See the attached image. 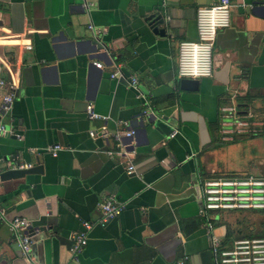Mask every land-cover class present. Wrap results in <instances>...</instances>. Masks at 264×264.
<instances>
[{
  "label": "crops",
  "instance_id": "crops-1",
  "mask_svg": "<svg viewBox=\"0 0 264 264\" xmlns=\"http://www.w3.org/2000/svg\"><path fill=\"white\" fill-rule=\"evenodd\" d=\"M215 2L0 0V32L9 36L0 54L15 79L2 120L22 135L0 138V171L13 160L34 168L1 181L0 204L7 219L33 222L37 264H213L211 238L231 246L264 235L259 210L199 214L203 178L264 175V0H231L211 76L195 90L180 87L178 46L197 39L196 10ZM94 37L104 46L90 51L85 41ZM26 39L30 50L18 45ZM116 71L124 78L112 77ZM128 75L137 76L135 87ZM7 90L0 87V99ZM88 103L106 118L89 119ZM129 129L146 138L123 156L133 174L108 154L114 135ZM54 145L56 154L46 151ZM108 196L123 210L96 224ZM84 220L94 225L74 259L72 235ZM0 264H27L1 222Z\"/></svg>",
  "mask_w": 264,
  "mask_h": 264
},
{
  "label": "built area",
  "instance_id": "built-area-1",
  "mask_svg": "<svg viewBox=\"0 0 264 264\" xmlns=\"http://www.w3.org/2000/svg\"><path fill=\"white\" fill-rule=\"evenodd\" d=\"M231 7V0H217L212 5L197 8L195 15L197 40L183 41L178 46L177 74L180 78L198 79L211 76L215 38L218 31L230 26ZM89 28L93 29V26L90 25ZM5 37L9 36L0 32V39ZM26 41L18 45H21L23 50H30V39H26ZM93 64L98 68H102V64L98 61H94ZM5 71L7 76L3 75ZM111 76L124 78V75L119 71L114 72ZM126 79L131 87H135L138 82L136 75H128ZM4 86H7L8 90L0 99V138L13 135L17 139H21L22 135L13 132L7 123L2 120L3 117L9 115L11 110L14 100L15 79L11 68L6 63V58L0 54V87ZM226 110L229 111L230 115L233 114L232 116L238 117L234 107L226 108ZM86 113L89 119L106 118L97 114L91 103L86 105ZM123 133L126 136H132L134 130L129 129ZM177 133L176 129H172L169 137H174ZM120 136L121 134L114 135V140H119ZM134 144V139L127 144L117 142L115 147L108 151L111 157L117 156L119 158V164L124 167L127 174H133L135 169L131 161L123 156L131 153L130 149L133 148ZM60 149V145H54L46 148V151L56 154ZM32 166V163L16 160H13L11 165L16 169H25ZM98 209L100 215L96 224L105 225L122 212L123 205L115 201L113 196H108L98 204ZM236 210L264 211V175H222L202 179L199 209V214L202 217L208 219L210 212ZM5 214V210L0 204V222L7 224L9 230L13 233L27 264H37L31 252L34 235L33 222L25 217L18 216L7 219ZM206 224L209 228L211 227L210 221H207ZM81 225V229L72 235L70 254L74 259L77 258L87 244L89 232L94 223L84 220ZM211 254L213 264H264V235L240 237L235 239L231 246H225L219 238L213 237L211 238Z\"/></svg>",
  "mask_w": 264,
  "mask_h": 264
},
{
  "label": "water",
  "instance_id": "water-1",
  "mask_svg": "<svg viewBox=\"0 0 264 264\" xmlns=\"http://www.w3.org/2000/svg\"><path fill=\"white\" fill-rule=\"evenodd\" d=\"M152 19H153V16L147 17V20L152 21ZM151 25H152V23H151ZM85 43L88 45H91L92 48H90V51H97L99 49H102L104 46V44H102V42L100 41V39L98 37L88 39L85 41ZM198 85H199L198 79L182 78L180 81V87H181V89H184V90H195L198 87ZM151 116L154 117V114L153 113L147 114L145 118L147 120H151ZM140 120H141L140 123L143 124V121H144L143 115L141 116ZM139 136L144 137V142L146 141L145 130L141 129V130H135V134L132 136H126V135L120 136L119 140H117L116 143L120 142L122 144H127ZM32 169H34L33 166L30 168H25V169H16V168L10 167V168L6 169L5 171L0 172V179H1V181H3L9 177L15 176L18 173L28 172V171H31Z\"/></svg>",
  "mask_w": 264,
  "mask_h": 264
},
{
  "label": "rangeland",
  "instance_id": "rangeland-1",
  "mask_svg": "<svg viewBox=\"0 0 264 264\" xmlns=\"http://www.w3.org/2000/svg\"><path fill=\"white\" fill-rule=\"evenodd\" d=\"M241 211H244V210H241ZM255 211H258V210H255ZM259 212H262V213H263V215H264V211H262V210H259Z\"/></svg>",
  "mask_w": 264,
  "mask_h": 264
},
{
  "label": "trees",
  "instance_id": "trees-1",
  "mask_svg": "<svg viewBox=\"0 0 264 264\" xmlns=\"http://www.w3.org/2000/svg\"><path fill=\"white\" fill-rule=\"evenodd\" d=\"M259 236H261V235H259Z\"/></svg>",
  "mask_w": 264,
  "mask_h": 264
},
{
  "label": "bare ground",
  "instance_id": "bare-ground-1",
  "mask_svg": "<svg viewBox=\"0 0 264 264\" xmlns=\"http://www.w3.org/2000/svg\"><path fill=\"white\" fill-rule=\"evenodd\" d=\"M197 40V39H196Z\"/></svg>",
  "mask_w": 264,
  "mask_h": 264
}]
</instances>
